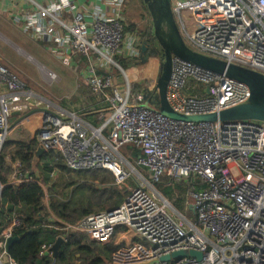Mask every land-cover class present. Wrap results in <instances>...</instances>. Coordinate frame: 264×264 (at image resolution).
Instances as JSON below:
<instances>
[{
  "label": "built area",
  "instance_id": "1",
  "mask_svg": "<svg viewBox=\"0 0 264 264\" xmlns=\"http://www.w3.org/2000/svg\"><path fill=\"white\" fill-rule=\"evenodd\" d=\"M169 1L188 47L264 75V0ZM0 2L25 36L50 43L62 64H78L79 79L105 108L97 113V124L77 111L53 110V103L26 89L0 62V151L12 113L42 109L36 139L46 152L58 151L70 170H107L116 186L135 177L119 206L63 223V231L85 233L105 244L116 227L124 228L128 240L111 253V264L147 263L188 249L200 251L202 259L186 256L158 264H264V122L171 120L152 103L155 87L133 91L128 74L115 61L119 55H140L137 34L124 32L126 0ZM83 58L87 62L80 66ZM47 75L58 80L54 72ZM249 97L246 84L172 57L166 101L173 111L209 114L246 103ZM128 145L140 152L132 161L121 152ZM18 166L14 163L10 185L31 179ZM163 179L193 185L183 205L194 219L160 197L155 186ZM44 204L49 219L59 221L46 199ZM18 224L12 214L0 241V264H17L5 243ZM49 247L43 244L40 253Z\"/></svg>",
  "mask_w": 264,
  "mask_h": 264
},
{
  "label": "trees",
  "instance_id": "2",
  "mask_svg": "<svg viewBox=\"0 0 264 264\" xmlns=\"http://www.w3.org/2000/svg\"><path fill=\"white\" fill-rule=\"evenodd\" d=\"M144 9L147 12L145 6ZM149 30L147 25L143 32L148 36V41L144 38L137 46H147L148 49L144 52L146 55L159 56L151 51L149 36L152 33ZM128 31H135L133 25L124 28V32ZM135 63H141L140 59ZM119 64L122 68L127 67V63L122 60ZM134 86L137 90L138 84ZM137 92H140V89ZM98 112L86 109L82 115L88 118ZM93 123L98 122L94 119ZM37 144L35 133L28 142L5 143L0 152V241L11 215L14 214L19 220L12 232V236L19 239L11 245L9 257L17 264H111V253L121 246L120 243H116V240L105 244L91 241L85 233L63 231V223L72 224L85 215L115 208L124 201L128 192L124 194L115 187L114 177L107 170H70L59 152L54 150L42 154L39 162L35 164L33 152ZM8 145L14 146L11 161L19 160V172L23 175L29 173L32 179L19 185L8 184V177L12 173L5 159V149ZM123 149L124 155L129 156L131 161L140 154L139 150L129 145ZM53 167L57 170L51 178ZM36 170L39 171V178L35 177ZM162 182L161 194L165 198L172 196L175 188H184V191L193 188V185L184 182L174 185L168 179H163ZM45 199L50 213L59 221L52 222L49 219ZM189 214L191 215L190 212ZM59 236L64 238V242L61 243L55 258L42 255L41 246L53 244Z\"/></svg>",
  "mask_w": 264,
  "mask_h": 264
},
{
  "label": "rangeland",
  "instance_id": "3",
  "mask_svg": "<svg viewBox=\"0 0 264 264\" xmlns=\"http://www.w3.org/2000/svg\"><path fill=\"white\" fill-rule=\"evenodd\" d=\"M124 18V24L126 27L133 25V30H135L133 33L137 34L138 42L144 41V38L148 41V36H145L143 32H145L150 19L149 14L144 9V4H142L141 0H126L124 6ZM151 39L152 46L155 47V50L160 53L156 39L154 37ZM0 62L11 72L17 75L26 89L33 91L36 95L38 94L37 96L41 95L43 98L58 104H66L67 101H70L68 105L72 109H77L79 114L85 112V98L90 95V89H88L85 83H78V78L80 76L76 74L74 70L46 53L40 44H37L31 39L27 38L22 32L12 26L7 20L6 16L0 17ZM41 65L44 66L47 72L50 71L56 73L60 80L58 78V80L55 82L49 79L47 72H44L39 68ZM134 66L140 68V72L138 77H133V73L129 71V78H132L131 88L133 91H137L139 89L140 91L144 90L151 85L152 76L150 73L144 70L143 65L140 63H135ZM115 73L117 75L121 74L119 71H116ZM157 74H159V69L157 70ZM134 84H138L137 90H135ZM203 93H205L204 90ZM81 95H84L85 97ZM156 98L157 97H154V99ZM69 106L65 105V107ZM92 119L93 118H91V120ZM8 121V125H10L13 120L10 121L9 119ZM29 129V132L31 131L32 135H34L35 131L32 130L33 128L29 127ZM15 132L16 131L14 130L11 132V134L13 135ZM28 138V133H24L22 138L19 135V140L25 141L28 140ZM123 148H121V152H123L122 154H124ZM7 152H11V150L7 149L6 153ZM161 183L155 186V190L159 193L160 197L165 198L161 194V188L163 187ZM134 185L135 177H132L124 185H115V187L125 194L126 191L128 192L129 189L134 187ZM183 189L184 188H175L173 195L169 196V198H165V200L167 199L174 209L184 213L189 219H194L192 212H190V215L189 211L184 210V205L182 202L184 200L183 196L187 189H185V191ZM113 240L114 239H109L107 243Z\"/></svg>",
  "mask_w": 264,
  "mask_h": 264
},
{
  "label": "water",
  "instance_id": "4",
  "mask_svg": "<svg viewBox=\"0 0 264 264\" xmlns=\"http://www.w3.org/2000/svg\"><path fill=\"white\" fill-rule=\"evenodd\" d=\"M148 14L151 18L152 35L156 39L160 49V67L159 74L156 78L155 88L157 98L154 101L156 110L163 116L176 121H208V122H233L253 120L264 122V75L246 67L227 63L218 58L207 56L194 51L188 47L179 32L174 16L170 8L169 0H143ZM148 49L147 46L141 45V53ZM156 48H151L153 54H157ZM150 53V52H149ZM172 57H177L187 62H191L201 68L213 71L218 74H224L246 84L250 90V97L246 103L239 104L219 112L202 114V115H183L171 109L166 101V89L171 73ZM206 92L208 89L206 88ZM148 105V102H146ZM32 112H27L20 118L27 117ZM19 115V112H13L11 116ZM19 120V119H18ZM17 120V121H18ZM46 150L38 143L33 152V162L36 164ZM19 238L11 236L5 243V251L8 253L11 245ZM64 242V238L59 236L49 247L48 253L55 258L57 251ZM191 256L200 261L202 253L196 249L178 250L170 254L161 256L158 260L141 264H158L161 261H169L181 257Z\"/></svg>",
  "mask_w": 264,
  "mask_h": 264
},
{
  "label": "crops",
  "instance_id": "5",
  "mask_svg": "<svg viewBox=\"0 0 264 264\" xmlns=\"http://www.w3.org/2000/svg\"><path fill=\"white\" fill-rule=\"evenodd\" d=\"M0 1H4V0H0ZM0 4H1V2H0ZM6 16V18H7V20L10 22V24L12 25V26H14L15 27V25H13L12 24V22H11V18H10V16H8V14L7 13H5V12H3L1 9H0V17H5ZM16 28V27H15ZM17 29V28H16ZM19 30V29H18ZM20 31V30H19ZM21 32V31H20ZM27 37V36H26ZM28 38V37H27ZM35 43H37V44H40L42 47H43V49L46 51V53H48L49 55H51L52 57H54L57 61H59L55 56H54V54L50 51V46H51V44L50 43H48V42H36L35 41ZM141 57V58H140ZM139 58H136V59H127V58H125V57H123V56H121V55H119V56H117V57H115V61L118 63V66L120 67V69H122L124 72H126V73H128V77H129V71L131 72V73H133V77H138V74H139V72H140V68H137V66H134V64H135V61H137L138 59H140V64L141 65H143V67H144V70L146 71V72H148V73H150L151 74V85L149 86V87H155V83H156V78H157V76H158V74H157V70L159 69V67H160V56H150V55H146L144 52L143 53H141V56H140ZM73 60L74 61H77V58L76 57H73ZM120 60H122V61H124V62H126L127 63V67L126 68H122L121 67V65L119 64V61ZM86 62H87V60L86 59H81L80 60V66L81 65H84V64H86ZM151 65V66H150ZM42 66V65H41ZM131 66V67H130ZM149 66H150V68H149ZM67 67H69V68H71L72 70H74L75 71V73L77 74L78 72H77V70H78V68H80V67H78V64H72L71 66H67ZM42 68H44V66H42ZM45 69V68H44ZM56 74V73H55ZM57 75V74H56ZM58 76V75H57ZM59 78V77H58ZM122 79V74H118L117 75V77H116V80L117 81H120ZM59 80H60V78H59ZM129 80L131 81L132 80V78H129ZM80 82V84L81 83H84L83 81H81L79 78H78V83ZM131 83H132V81H131ZM86 84V83H85ZM86 86L88 87V89H89V86L86 84ZM149 87H147V88H149ZM147 88H145V89H147ZM144 89V90H145ZM143 90V91H144ZM4 91V88L3 87H0V93L1 92H3ZM191 93V92H190ZM38 95V94H37ZM40 97H42L41 95H39ZM81 96H83V97H85L84 95H81ZM82 97V98H83ZM47 100V99H46ZM85 102H86V109H89V110H93V111H105V110H103V109H105L104 108V103H103V101H102V99L100 98V97H98V96H95V95H93L91 92H90V95L87 97V98H85ZM49 101V100H48ZM51 102V101H50ZM72 102V101H71ZM51 103H53V105H54V109L53 110H56V109H63V110H66V111H77V109H72L69 105H68V103H70V101L68 102L67 101V103L66 104H58V103H56V102H51ZM153 104H155V102H152ZM65 105H67V106H69V107H65ZM96 108V109H95ZM42 109H36V110H34V109H32V110H29V111H27V112H32L30 115H28L27 117H24V118H20L21 116H23L25 113H27V112H23V113H19V115H15V116H11L9 119H10V121L11 120H13L12 122H11V124L10 125H8L7 126V130H6V136H5V142H4V144L6 143V144H8V143H11V142H17V141H23V142H28L31 138H33L34 136H35V133H36V131L38 130V128H39V126H40V119H41V114H42V111H41ZM80 111V110H79ZM78 112V111H77ZM79 113V112H78ZM85 120H87V121H89V122H91L92 124H94L93 122H94V119H96V115H97V113L93 116V117H88V118H85L82 114H80ZM91 118H93L92 120H91ZM8 119V120H9ZM19 119V120H18ZM18 120V121H17ZM8 123H9V121H8ZM29 127H31V128H33L32 130H34L35 131V133H34V135H32V133H31V131L29 132ZM16 131L15 132V134H11V132H13V131ZM28 131V132H27ZM24 133H28L29 134V138H28V140H19V135H20V137L22 138L23 137V135H24ZM37 140V139H36ZM38 142V141H37ZM38 145V144H37ZM7 149H9V150H11V152H7L6 153V150ZM13 151H14V146L13 145H8V147L5 149V153H6V157H5V159H6V162H8V164L10 165V167H11V169H12V172H13V169H14V163H17L18 162V170L20 169V161L19 160H15V161H11V155H12V153H13ZM54 151H56V150H54ZM1 152V151H0ZM58 152V151H57ZM59 155H60V153H58ZM61 156V155H60ZM63 159V158H62ZM64 161V160H63ZM65 163V162H64ZM66 165V164H65ZM56 168L55 167H53L52 168V171H51V173H50V177L52 178L54 175H55V173H56ZM26 176H29L31 179H32V176H30L29 175V173L28 174H25ZM35 177L36 178H39L40 177V174H39V171L38 170H36L35 171ZM184 198V197H183ZM183 203V202H182ZM184 210H185V208H184ZM182 214H184V213H182ZM88 237V236H87ZM89 238V237H88ZM90 239V238H89ZM110 239L112 240V239H114V240H116V243H120L121 245H123L124 243H126V241L128 240V238H127V235H126V232L124 231V228H122V227H116L115 229H114V231H113V233H112V235H111V237H110ZM91 241H94V242H96L95 240H93L92 238L90 239ZM102 244V243H101ZM52 244H50V246H51ZM45 255H49V256H51V254L50 253H46ZM52 258V257H51Z\"/></svg>",
  "mask_w": 264,
  "mask_h": 264
},
{
  "label": "flooded vegetation",
  "instance_id": "6",
  "mask_svg": "<svg viewBox=\"0 0 264 264\" xmlns=\"http://www.w3.org/2000/svg\"><path fill=\"white\" fill-rule=\"evenodd\" d=\"M142 2H143V0H142ZM170 2V1H169ZM145 6V5H144ZM170 8H171V4H170ZM148 12V11H147ZM149 19H150V22H148V28L150 29L149 31L152 33L153 31H152V25H151V18H150V16H149ZM153 36H152V34H150V36H149V41H150V44H151V48H153V46H152V38ZM156 43H157V41H156ZM160 50V49H159ZM157 54L159 55V56H161V53H159L158 51H157Z\"/></svg>",
  "mask_w": 264,
  "mask_h": 264
},
{
  "label": "bare ground",
  "instance_id": "7",
  "mask_svg": "<svg viewBox=\"0 0 264 264\" xmlns=\"http://www.w3.org/2000/svg\"><path fill=\"white\" fill-rule=\"evenodd\" d=\"M39 68L44 71V72H47L44 68H42V66H39ZM46 75V74H45Z\"/></svg>",
  "mask_w": 264,
  "mask_h": 264
}]
</instances>
